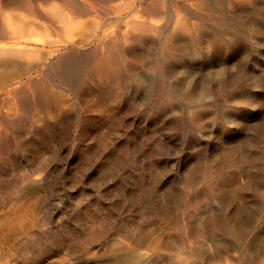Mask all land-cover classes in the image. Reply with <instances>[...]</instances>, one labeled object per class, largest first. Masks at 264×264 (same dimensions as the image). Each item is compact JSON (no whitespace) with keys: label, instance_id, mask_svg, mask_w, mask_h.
Listing matches in <instances>:
<instances>
[{"label":"bare ground","instance_id":"bare-ground-1","mask_svg":"<svg viewBox=\"0 0 264 264\" xmlns=\"http://www.w3.org/2000/svg\"><path fill=\"white\" fill-rule=\"evenodd\" d=\"M258 60L264 62V0H0V123L5 126L0 132V159L39 153L41 161L35 171L44 173L45 164L51 166L64 159L61 148L70 144L72 132L77 131L73 138L79 141L80 148L84 147L88 159L84 163L91 168L95 166L91 163L94 157L88 152L95 143L99 158L95 157L102 161L106 173L102 181L112 184L116 175L121 177L122 171H131L135 164H140L139 143H120L124 141L121 139L124 135L121 138L120 135L134 129L132 123L136 118L144 124L147 121L154 124L153 120L164 123L174 136L180 135L179 124L191 121L200 127L194 131L207 146L203 150H188L185 159L193 165L198 163V167L203 158L202 179L194 178L193 172H185L183 191L173 196L168 186L172 180H168L167 174L156 178L153 181L160 187V202L155 201L149 208L144 204L145 209L141 206L144 209L141 216L126 222V227L121 220L118 227L116 215L109 212L103 221L92 226L90 221L82 236L76 234L79 245L73 251L108 246L118 254L110 256L120 261L119 253L132 249L140 258L133 259L131 264H264V223L260 224L259 217L252 214L258 195L257 208L264 219V64L260 66ZM253 61L251 70L249 64ZM221 97L225 98L226 107ZM34 109L41 114L39 122L31 120ZM250 111L251 115L259 112V126L249 127L251 132L245 130L252 135L237 147L227 148L218 142V137L211 138L217 129L243 134L239 117ZM128 117L134 118L132 125L128 124ZM190 138L195 140L197 136ZM39 141L46 146L42 149L36 146ZM211 142L221 146L212 151ZM254 148L259 154L251 153ZM149 153L151 156L154 152ZM147 166L150 172L155 169L154 164ZM80 168L85 170L80 166L77 172H84ZM52 177H39L34 184L41 187L44 180L52 181L53 185H48L53 188L56 183ZM148 179L141 175L135 179L136 186L140 188ZM198 181L207 182L204 184L207 187L199 189ZM99 185L102 186L101 182ZM139 196V202L153 198L150 191L140 190ZM89 201L93 202L90 198ZM213 202L218 203V209L211 207ZM47 211L39 213V227L49 225ZM167 221L180 235L167 236L161 243L157 239L159 242L153 245L151 238L157 228L153 226ZM111 227L118 232L108 238ZM52 231L55 230L49 225L45 234L31 230L21 235L12 254L5 261L0 259V264H28L36 252L46 257L44 243H58ZM220 231L225 234L223 237L217 235ZM128 254L131 255L130 251ZM112 258L100 260L111 264Z\"/></svg>","mask_w":264,"mask_h":264},{"label":"rangeland","instance_id":"rangeland-1","mask_svg":"<svg viewBox=\"0 0 264 264\" xmlns=\"http://www.w3.org/2000/svg\"><path fill=\"white\" fill-rule=\"evenodd\" d=\"M256 63H258L260 66H263V64H264L263 60H261V62H259V60H258V61H256ZM253 64H255L254 61L249 64V67H252L251 70L254 69V65ZM251 76H255V75H251ZM137 96L141 98V95L138 94ZM137 96H136V98L139 100V102L142 103V101ZM223 98L224 97H221L220 99L222 101V104L225 105V107H226L227 102L225 103V98L224 99ZM124 107H128V106H124ZM225 107H224V109H225ZM117 108L119 110H121L120 107H119V105L117 106ZM140 109H141V107H140ZM11 110L12 109H10L9 111H11ZM246 111H249V110H246ZM117 112H119V111L116 110V113ZM31 113L32 114L35 113L34 116L32 114H30V117H32V118L34 117V119L31 118V120H33V122H34V120H35V122L38 121V120H40L38 118L41 116V114H39L40 112H38V110L34 109ZM248 113H244V114H242L241 117H239L240 120H242V127H243V130H244L243 134H242V132L236 134V133H231L229 131H224L222 129H217V130H213V132H215V135H213L214 134L213 133L212 136H211V138L215 139L214 137H218L219 138L218 142L221 143L222 146L225 145V147H227V148H235V147H237L238 146V143L240 141L245 140V139H247V137H251V135H252V134L250 135L249 132L248 133L245 132V130L248 129L250 131V128H252V127L254 128L255 127L254 129H256V127L259 126V125H257V124H259V112H255L254 114H252L254 116L251 115V113H252L251 111L248 112ZM184 116L187 117L188 115L186 114ZM184 116H180V117H184ZM128 118H127L128 124H130V125L135 124V125H132V126H134V129L132 131H130V133H127V134L126 133H123V134H121L120 135V138L123 137V135H124V137L121 138L124 141H122L120 143H123V142H124V144L125 143L126 144H128V143L129 144H132V143L138 144L139 143L138 144L139 146L137 145L139 147V149L137 147V150L139 151L138 158H139V162H140V164L142 166L140 164H135L134 165L135 167H132L131 168V171H128V172L127 171H124V172L122 171L121 177L119 175H116L115 181L112 184H110L108 181H106V182L105 181L104 182L102 181L105 178L103 176H106V173H105V169L103 167L104 164L102 163V161L101 162L99 161L100 159H98L99 156H97L98 153H96V150L97 149L95 148V145H96L95 143H93V146H92L93 148L91 147L92 149H90V148H89L90 150L88 149L89 154H91L94 157V160L91 163H95L94 164L95 166H93V168H91V167H89L88 165H86L84 163L88 159L85 158V157H87V155H85L84 152H83V150H82L84 147L81 145V148H80V146L78 144L79 141H76L75 142V139L74 138H76L77 131H73L72 132L74 134H71L72 140L70 141V144L69 143L68 144H65V146L63 148H61V152H62L61 153V159H63V158L64 159L61 160L60 162H58L57 164L56 163L55 164L54 163H51V166H48L49 164H45L44 165V166L47 165L46 166V168H47L46 171H48V172L44 171V173H43V171L39 170L38 173H37L35 171V169L37 168V166L39 165V163L41 161V159H39V155H40L39 153H37L38 155L35 154V156H28V155L21 156V155H19L17 158H13V159H10V160H6L7 158L5 159V157H4L3 160L0 159V187H1L0 188V190H1L0 191V194H1L0 195V198H1L0 199V205H1L0 206V239H1L0 240V242H1L0 245L2 246L0 248V250H1L0 254L3 255V256L0 255L1 261H5L6 258L7 259L9 258V256L12 254V251H14V248H15L14 246H16V244L18 243L19 239L23 235L25 236V233L27 234V232H30L31 230L33 232H40V233H44L45 232V233H47V230H49V225H51L52 226V229L55 230L54 232L52 231V233H54V235L52 233L51 234L53 236H55L54 238H55V240H58L57 241L58 243L53 244L52 242H48L49 244L48 243L46 244V242H45L44 243V247L46 248L47 256L44 257L45 254H42L41 252L40 253L39 252H36L37 253V255H36L37 257L35 256L32 260L31 259H28V261H29V262H27L28 264H40V263L41 264H53V261H54V264H55V262H58V264H87V263L88 264H90V263L91 264H97V263L98 264L99 263L100 264H103V263H101V260L100 259H102V258H103L102 260L108 259V256H109V258H112L110 256V254L111 255H118V254H116V253L114 254V250H110V248H108V246L105 247V248L98 247V246H91V247L83 248L84 250H82L80 252H75V251H73V247L76 246L75 248H77L78 245H79L78 241L76 240V237L77 236H80V235L82 236L85 233V230L88 227L92 226L93 224L98 223L99 221H103L102 219L103 218H106V215L108 216L109 213L111 214V216H112V214L113 215H116V219L115 220L118 219L117 220L118 227H121V222L124 225L126 224L125 225V227H126L128 222H130L132 219L134 220V217L135 218L136 217L138 218L139 216H141L142 210L145 209L144 204H146V207L149 208V205H151L152 203L154 205L155 204V201H159L160 202V199H159V195L161 193V191L159 189L160 187L158 185H156L155 184L156 182H154V181L156 180V178H159V177L163 176L165 173L167 174L168 180L169 179H170L169 181L172 180V183H169V184H172V185H169L168 184V186L170 187V193L173 194V196L181 195V193L183 191L182 190L183 189L182 183H183V181L187 177V175L185 174V172L186 173L193 172L194 178L196 177L197 180L198 179H200V180L202 179L201 178L202 177V175H201L202 174V171H201V166L200 165H202L203 158H202V160L200 162H199V160L197 161V162H199V166L198 167H197L198 163H196L197 165L196 164L193 165L190 160L187 161V159H185V158H187L189 156L188 150H192L194 148L203 150L207 146L206 143L202 139H200L199 136L196 134L197 132H195L197 129H200V127H198L197 125L195 126V124L191 123V121H187L183 125L182 124H179L177 126V127L180 126L179 127L180 128V131H179L180 132V135L179 136H174V135H172L173 133L170 132V130L166 129L167 128V125L164 124V123H161L160 122L161 124L160 123L157 124L156 123L157 121L156 120H153V122L155 121V123L153 124L152 122L147 121L146 122V124L148 125L147 126L146 124H144L145 122H143L141 119H137L136 118L134 120V122L131 124L130 122H132L134 118L133 117L132 118H129V119ZM256 119H258V120H256ZM136 121H138L139 123L136 122ZM137 123H138V125H137ZM140 123H141V125H140ZM142 124H144L145 127ZM162 124H163L164 127L162 126ZM3 125H4L3 123H0V128H1L0 129V132L3 130V128H5V126H3ZM154 125H158V126H155L156 127L155 128ZM188 125L190 126V129L191 130H189V126ZM248 125H251V126H248ZM186 126H188V127H186ZM146 127H149V128H146ZM137 130L140 131V132H138ZM150 130L152 131V133L151 132L149 133ZM144 132H146V134H144ZM187 133H188V135L186 136L185 134H187ZM224 133H225V135H224ZM227 134L228 135H230V134L232 135L233 134V135L232 136L231 135L230 136H227ZM169 135H170V138L168 137ZM191 135H196L197 138L195 140H193L192 138H190ZM236 135H237V137H236ZM134 137H136V138L134 139ZM160 137H162V138H160ZM28 140H31V139L29 138ZM140 140H141L142 143L139 142ZM155 140H156V142H155ZM218 142H216V143H212L211 142L210 143V146H209L210 147V150L215 151L217 147H220L221 145ZM35 144H36V146H39L41 149L43 148L42 146H46V144H44L43 141H39V143L37 142ZM88 144H90V142H88ZM71 145H72V147H71ZM135 145H133V147H135ZM140 145H141V147H140ZM162 146L163 147L166 146L163 149L166 152H164V151L163 152L162 151L160 152V149L162 150V148H163ZM78 148L81 149V152L80 153H78ZM157 149H158V151L161 154L164 153V155H161L157 151ZM91 151H92V153H91ZM149 152H154L155 155H154V153H152L151 156H150V155H148V154H150ZM165 153H166V155H165ZM251 153H258L259 154V150L257 148H254ZM65 154H66V156H65ZM152 155H154V156H152ZM27 156H28V158H27ZM95 156L98 157V158H96ZM156 157H157V159H156ZM101 158H102V156H101ZM65 159H66V161H65ZM38 160H39V162H38ZM63 161H65V163ZM152 161H154V162H152ZM78 162H80V163L78 164ZM33 163H34V165H33ZM59 163H61V164H59ZM77 164L79 166H76ZM151 164H154V166H155V169L152 172L149 171V168L147 166V165H151ZM190 165L192 166V169H191V166ZM35 166H36V168H35ZM80 166H84L85 170L80 168L81 170H84V172H82V171L81 172H77ZM91 166H92V164H91ZM98 166H100L101 168H99ZM137 166H139V167H137ZM193 166H194V168H193ZM53 168H55V170ZM62 168H63V170H62ZM145 168H147V169H145ZM58 169H61L62 171L61 170L58 171ZM132 170H134V171L136 170V172H134ZM160 170L162 172H160ZM231 170L234 171L235 169H231ZM231 170H230V172L232 173ZM94 171H95V173H94ZM28 172H29V174H27ZM31 172H32V174H31ZM35 173H36V176H35ZM157 173H158V175L160 173L161 174L158 176ZM141 175L143 177H145V179H148L149 178L148 179L149 181L146 180V184L144 183L142 185L143 187L146 185L144 188L142 186L140 188H138L136 186L137 184L135 182V179H138ZM174 175H175V177H174ZM185 175H186V177H185ZM52 176L53 177L55 176V179H53ZM39 177H48L50 179L52 177V179L55 181V183L57 184V186H56V184H54V187L53 188H50L48 184H52V181L51 182L49 181V182L46 183L45 180H44V183L45 184L43 186H41V187L39 185L35 186V184H34L35 181H36L35 179H38ZM90 177H91V179H90ZM95 177H96V179H95ZM153 177H155V179ZM121 178H122V180H121ZM124 178H125V180H124ZM97 180H98L99 183L101 182V185L102 186L99 185V183L97 182ZM121 181L123 182V184H122ZM199 181H198V184H197L198 187H199V189H201L200 187H202V189L207 187V186H205V185H207V182H199ZM12 182H15V183L12 184ZM89 182L91 183V185L89 184ZM174 182H176V183H174ZM178 182H179L180 185H178ZM87 183H88V185L90 187L87 185ZM125 185H127V187ZM257 185H259V184H257ZM91 186H93V187L91 188ZM7 187L11 188V189L8 190L9 191V194H8V191L6 190ZM43 187H44V190L41 189ZM84 188H86V189H84ZM130 188L132 189V191H131ZM47 189H49L50 191H48ZM51 190L53 191L54 194H51L52 193ZM140 190H141V193L148 192V191L152 192L153 198L151 200L145 198L144 199L145 201L139 202L138 200H139L140 196L137 198V194L140 193ZM14 191H16V192H14ZM123 191H124V193H123ZM81 192H83V193H81ZM135 192H136V194H135ZM46 194H47V196H46ZM79 194H80V196H79ZM122 194H123V196L125 195V198L122 196ZM129 194H130V197L131 196L133 197V199H132V197L131 198L129 197ZM132 194H134V196ZM7 195H9V196H7ZM51 195L53 197H51ZM75 195L77 197H75ZM86 195H88V196H86ZM141 196H142V194H141ZM10 197H11V199H10ZM102 197H103V199H100ZM107 197H109V198H107ZM253 197H255V196H252V198ZM74 198H76V199H74ZM89 198L91 200H93V202H91V201L87 202V200ZM257 198H258V195H256V198H254V201H253V207H252L253 208L252 209L253 212H252V214L254 215V218H257L258 219V217H259L260 224H261L262 222L264 223V219H261L260 218L259 208H257V207H259V199H257ZM82 199H85V200L83 201ZM104 200H106V201H104ZM107 201H109V202H107ZM123 202H125V203H123ZM88 203H89V205H88ZM108 203H110V204H108ZM99 204H101V205H99ZM113 205H115L116 208ZM117 205H118V207H117ZM130 205L134 206V207H132L131 212L128 211V208L130 207ZM87 206H88L89 210H88ZM104 206H105V208H104ZM106 206H107V208H106ZM141 206L142 207L144 206V209ZM109 207H111V208H109ZM211 207H213L214 210H216V207L218 209V203H216V202L214 203L213 202L211 204ZM138 208H140V209H138ZM37 211H40V212H37ZM42 211H47V213H49V214H46V216L49 215V225L48 224L47 225H43V226L40 225V227H39V224H40V221H41L40 220L41 217L39 216L40 215L39 213H42ZM114 211H115L116 214L114 213ZM85 212H87V213H85ZM196 212H197V210H196ZM138 213H140V214H138ZM50 214H51V216H50ZM102 214L104 215L103 217H102ZM119 214L122 215V216H120ZM64 215H65V217L64 218H61V216H64ZM89 217H91V218H89ZM60 219H61V221H60ZM87 219H89V220H87ZM120 220H121V222H120ZM54 221H55V223H54ZM90 221H93V223L92 222L90 223ZM58 222H60V223H58ZM34 223H35V225H34ZM168 223L169 222L167 221L165 223H161V224H158V225L156 224V226H153L154 229L157 227L156 228L155 235H153L152 238H151V243L153 245L154 244L156 245V242H159V241L161 243L164 240V238H167V236L168 237H176V233H177V236H178V234L180 235L181 232L179 230H176V227L174 225H170V223L169 224ZM84 225L85 226L88 225V226L85 227ZM62 227H64V228H62ZM27 228H28V230H27ZM74 230H75L76 233L74 232ZM160 230H162V231H160ZM115 231L118 232V230H116L115 227H111V229H109L107 231V237L108 238H111L113 236V234H115L114 233ZM55 232H57L60 235H58ZM173 232H175V233H173ZM69 233H71L72 236L69 235ZM172 233L174 235H172ZM51 234L49 233L48 236L52 237ZM76 234H78V235L76 236ZM220 234H221V236H220ZM222 234H223L222 232L221 233H219V232L217 233V235L220 236V237H223L225 235V234H223V235ZM60 236H61V238H60ZM70 236L72 238H74V239L72 240V238ZM109 236H111V237H109ZM64 237L66 238V241H65ZM59 238H60V240H59ZM157 239H159V241ZM15 241L17 243H15ZM70 242H72V243H70ZM73 242H76V244L73 243ZM12 244H14V245H12ZM108 245H110V243ZM56 246H57V248H56ZM5 250H9L11 253L9 251L7 252ZM131 250H127V251L123 252L122 254L119 253V256H121L120 257L121 258L120 261L117 260V259L114 260V258H112L114 263L111 262V264H122L124 262H125V264H127V262H128V264H131V263H133L135 261L133 259H136L137 260L138 257L140 258V256L137 253V251H134V250L131 251ZM91 251L93 253H90L89 254V252H91ZM129 251H130L131 255L130 254L127 255V252H129ZM107 252H109V253H107ZM5 254L7 255V257H6ZM93 254H94V256H93ZM106 254H107V256H106ZM137 254H138V256H137ZM48 255H50V256H48ZM51 255H52V257H51ZM87 256H89V257H87ZM97 256H99V257L102 256V257H100V259H99V257H97ZM3 257H5V258H3ZM89 258H90V260H88ZM97 258L99 260H97ZM59 260H60V262H59ZM48 261L51 262V263H49ZM85 261H86V263H85ZM117 261H119V262H117ZM106 264H110L109 261Z\"/></svg>","mask_w":264,"mask_h":264}]
</instances>
